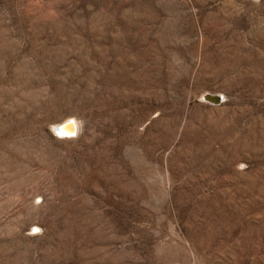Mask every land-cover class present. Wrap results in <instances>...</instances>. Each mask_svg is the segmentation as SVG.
<instances>
[{
	"label": "rangeland",
	"instance_id": "rangeland-1",
	"mask_svg": "<svg viewBox=\"0 0 264 264\" xmlns=\"http://www.w3.org/2000/svg\"><path fill=\"white\" fill-rule=\"evenodd\" d=\"M0 264H264V0H0Z\"/></svg>",
	"mask_w": 264,
	"mask_h": 264
},
{
	"label": "bare ground",
	"instance_id": "bare-ground-1",
	"mask_svg": "<svg viewBox=\"0 0 264 264\" xmlns=\"http://www.w3.org/2000/svg\"><path fill=\"white\" fill-rule=\"evenodd\" d=\"M209 98V97H208ZM215 102V101H214ZM74 122V121H73ZM61 131L60 133V137L62 138V136H67V137H70L68 135H71L70 133H74L76 132V124H67V125H64L63 127H58Z\"/></svg>",
	"mask_w": 264,
	"mask_h": 264
},
{
	"label": "water",
	"instance_id": "water-1",
	"mask_svg": "<svg viewBox=\"0 0 264 264\" xmlns=\"http://www.w3.org/2000/svg\"><path fill=\"white\" fill-rule=\"evenodd\" d=\"M70 123L74 124V122L72 120H67L63 124L55 127L54 130L58 133V135H60L61 131H60V129L58 127H63L64 125H67V124H70ZM70 134L71 135H68V136H73L75 134V132L74 133H70ZM65 137H67V136L65 135Z\"/></svg>",
	"mask_w": 264,
	"mask_h": 264
}]
</instances>
